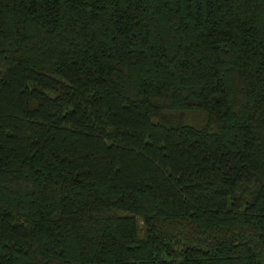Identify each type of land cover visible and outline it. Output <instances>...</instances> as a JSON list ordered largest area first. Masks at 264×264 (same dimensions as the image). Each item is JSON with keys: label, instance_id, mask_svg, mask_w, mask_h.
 I'll list each match as a JSON object with an SVG mask.
<instances>
[{"label": "trees", "instance_id": "16d2710c", "mask_svg": "<svg viewBox=\"0 0 264 264\" xmlns=\"http://www.w3.org/2000/svg\"><path fill=\"white\" fill-rule=\"evenodd\" d=\"M0 264H264V0H0Z\"/></svg>", "mask_w": 264, "mask_h": 264}]
</instances>
